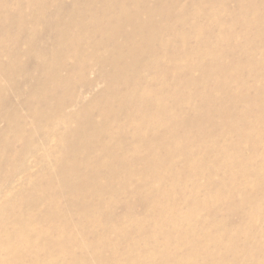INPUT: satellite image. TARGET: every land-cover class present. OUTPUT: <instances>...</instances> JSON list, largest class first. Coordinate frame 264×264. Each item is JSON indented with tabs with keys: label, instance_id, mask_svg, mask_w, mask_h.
<instances>
[{
	"label": "rangeland",
	"instance_id": "374dc122",
	"mask_svg": "<svg viewBox=\"0 0 264 264\" xmlns=\"http://www.w3.org/2000/svg\"><path fill=\"white\" fill-rule=\"evenodd\" d=\"M263 74L264 0H0V264H264Z\"/></svg>",
	"mask_w": 264,
	"mask_h": 264
},
{
	"label": "bare ground",
	"instance_id": "6f19581e",
	"mask_svg": "<svg viewBox=\"0 0 264 264\" xmlns=\"http://www.w3.org/2000/svg\"><path fill=\"white\" fill-rule=\"evenodd\" d=\"M143 3V2H142ZM114 22V21H113ZM128 37L126 36L125 37V39H127ZM119 39V38H118ZM117 39V40H118ZM117 42V46H123V45H125L127 42L125 41V40H123L122 39V41H116ZM252 63V62H251ZM255 66V65H254ZM259 69V68H258ZM264 75V74H263ZM259 76V75H258ZM190 96V95H189ZM261 101H264V99H261ZM249 103V102H248ZM39 111V110H38ZM199 112H201V111H199ZM211 113H213L212 111H210V112H208L207 113V116H208V118L206 119V120H204L208 125H207V128H208V130L209 129H212L213 127H214V124H215V122H214V120H213V116L211 115ZM215 114V113H214ZM203 123V122H202ZM235 128V127H234ZM252 128V127H251ZM194 129H197V128H195L194 127ZM230 130V129H229ZM226 131V130H225ZM245 131V130H244ZM198 132V131H197ZM251 131H245V132H243V135L241 136V138H243V140H246V139H252L253 138V136H256V135H258V134H256V135H252L251 133H250ZM205 133V132H204ZM184 134H186V133H184ZM209 134V133H208ZM207 134V135H208ZM187 135H188V133H187ZM187 135H186V137H187ZM224 135H227L226 133L224 134ZM189 136V135H188ZM205 136V135H204ZM260 136V135H259ZM200 137V136H199ZM205 137H207V138H209L208 136H205ZM224 137H226V136H224ZM201 139V138H200ZM254 139V138H253ZM241 141V140H240ZM258 146H259V142H255L254 143V150H253V154H254V156H260V157H263L264 158V152L262 151V154H261V152H259L257 149H258ZM228 151H230V150H228V148L227 149H224L222 152H221V155H225ZM237 152H238V149L237 148H235V147H233V151L231 152V157H235V156H237ZM228 157H230V156H228ZM227 158V157H226ZM226 158H224L223 160H221V163L222 162H225V159ZM166 159H167V156H166ZM232 159V158H231ZM234 159V158H233ZM234 160H236V159H234ZM231 163V162H230ZM234 164H236V163H234ZM232 167V166H231ZM236 184V183H235ZM230 186V185H229ZM235 187V186H234ZM182 198H183V202H187V197H183L182 196ZM194 204V203H193ZM176 214V213H175ZM152 229V228H151ZM139 235H138V238H142V239H144L146 242H147V245H154L155 244V239H154V236H155V230L153 231V230H147L146 228H140V232L138 233ZM160 238V237H159ZM158 238V236H156V239L158 240L159 239ZM200 239V238H199ZM134 240V239H133ZM135 241V240H134ZM190 244V243H189ZM130 245V244H129ZM227 249V248H226ZM147 251L148 252H150V251H155L153 248H148L147 249ZM152 253V252H151ZM238 253V252H237ZM185 254V253H184ZM229 255V254H228ZM235 257H238V255L236 254V252H235ZM140 259V258H139ZM133 260V259H132ZM219 261H221L222 263H225V262H229V258L228 257H226V256H221L220 255V258L218 259ZM140 261V260H139ZM154 261V260H153ZM150 262V264H154L155 262ZM134 264V263H133ZM155 264H160L159 262H156Z\"/></svg>",
	"mask_w": 264,
	"mask_h": 264
}]
</instances>
